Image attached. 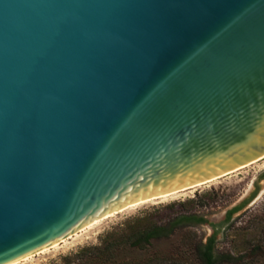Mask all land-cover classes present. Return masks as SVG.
I'll use <instances>...</instances> for the list:
<instances>
[{
    "label": "water",
    "instance_id": "obj_1",
    "mask_svg": "<svg viewBox=\"0 0 264 264\" xmlns=\"http://www.w3.org/2000/svg\"><path fill=\"white\" fill-rule=\"evenodd\" d=\"M264 156V0H0V264Z\"/></svg>",
    "mask_w": 264,
    "mask_h": 264
},
{
    "label": "rangeland",
    "instance_id": "obj_2",
    "mask_svg": "<svg viewBox=\"0 0 264 264\" xmlns=\"http://www.w3.org/2000/svg\"><path fill=\"white\" fill-rule=\"evenodd\" d=\"M235 206L240 209L231 215L227 223H223L225 212ZM183 213H195L206 223L175 230L167 239L154 243L150 251L158 250L166 257L191 262L188 247L199 239L204 241L213 230H216L214 246L221 252H231L232 247L245 238L264 242V158L175 197L128 208L103 220L93 229L80 233L78 237L18 264L57 263L60 257L72 254L81 247L97 245L105 233L118 229L134 217L149 216L153 221L162 222ZM241 228L246 231H239ZM136 254H130V257Z\"/></svg>",
    "mask_w": 264,
    "mask_h": 264
},
{
    "label": "trees",
    "instance_id": "obj_3",
    "mask_svg": "<svg viewBox=\"0 0 264 264\" xmlns=\"http://www.w3.org/2000/svg\"><path fill=\"white\" fill-rule=\"evenodd\" d=\"M239 209L235 206L227 210L223 223H227ZM204 223L206 221L195 213L173 215L162 222L153 221L149 216L134 217L118 229L105 233L97 245L81 247L51 264H264V242L245 238L232 247L231 252H221L214 246L216 230L204 241L199 239L188 247L191 262L166 257L158 250L150 251L154 243L167 239L175 230ZM239 231L245 232L246 229ZM129 253L137 254L130 257Z\"/></svg>",
    "mask_w": 264,
    "mask_h": 264
},
{
    "label": "bare ground",
    "instance_id": "obj_4",
    "mask_svg": "<svg viewBox=\"0 0 264 264\" xmlns=\"http://www.w3.org/2000/svg\"><path fill=\"white\" fill-rule=\"evenodd\" d=\"M262 158H264V156H262V157H260V158H258L256 160H254V161H252V162H250V163H248V164H246V165H244L242 167H239L238 169H235V170H233L231 172H228V173H226L224 175H221L219 177H216V178L211 179L209 181H206L204 183H201V184H198V185H194V186H191V187H187V188H182L180 190L172 191V192H169V193H164L162 195H158V196L151 197V198H148V199L138 200V201H135L133 203L124 205V206L116 209L115 211H113V212H111V213H109V214H107L105 216H102V217H99V218H96L94 220H91V221H88V222L84 223L79 228H77V229H75V230H73L71 232L66 233L64 236H61V237L55 239L54 241H52L49 244H46V245H44V246H42V247H40V248H38V249L30 252V253H27V254L19 257V258H15V259H13V260H11V261H9L7 263H4V264H18L20 262L22 263L23 261L28 260L29 258H31L34 255H37V254L39 255V254H41V253H43L45 251L47 252V250L53 249L55 247H58L59 244H63V243H65L69 239L78 237V235H81L82 233H84V231L93 229L100 222L102 223L103 220H105V219H107L109 217H112L113 215L118 214V213H120V212H122V211H124V210H126L128 208H131V207H134V206H137V205H140V204H145V203L153 202V201H156V200H164V199L169 198V197H175L178 194H181V193H183V192H185L187 190H190V189L199 187L201 185H205V184L211 183V182L215 181L216 179H218L220 177H223V176L228 175V174H230V173H232L234 171H237V170H239V169H241V168H243V167H245L247 165H250V164H252V163H254V162H256V161H258V160H260Z\"/></svg>",
    "mask_w": 264,
    "mask_h": 264
}]
</instances>
